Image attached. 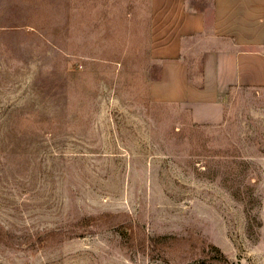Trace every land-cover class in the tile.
<instances>
[{
  "label": "rangeland",
  "instance_id": "1",
  "mask_svg": "<svg viewBox=\"0 0 264 264\" xmlns=\"http://www.w3.org/2000/svg\"><path fill=\"white\" fill-rule=\"evenodd\" d=\"M146 4L0 0V264H264V89L152 103Z\"/></svg>",
  "mask_w": 264,
  "mask_h": 264
},
{
  "label": "crops",
  "instance_id": "2",
  "mask_svg": "<svg viewBox=\"0 0 264 264\" xmlns=\"http://www.w3.org/2000/svg\"><path fill=\"white\" fill-rule=\"evenodd\" d=\"M142 11L135 53L157 67L143 77L152 103L218 125L232 91L264 89V0H211L204 9L147 0Z\"/></svg>",
  "mask_w": 264,
  "mask_h": 264
}]
</instances>
